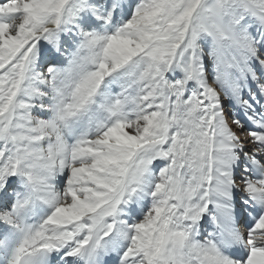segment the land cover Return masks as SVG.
I'll return each mask as SVG.
<instances>
[{
  "label": "snow or ice",
  "instance_id": "6c2138e0",
  "mask_svg": "<svg viewBox=\"0 0 264 264\" xmlns=\"http://www.w3.org/2000/svg\"><path fill=\"white\" fill-rule=\"evenodd\" d=\"M0 264H264V0H0Z\"/></svg>",
  "mask_w": 264,
  "mask_h": 264
}]
</instances>
